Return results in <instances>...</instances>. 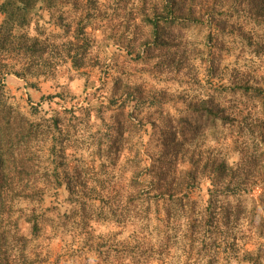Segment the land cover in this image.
I'll list each match as a JSON object with an SVG mask.
<instances>
[{
    "label": "rangeland",
    "instance_id": "1",
    "mask_svg": "<svg viewBox=\"0 0 264 264\" xmlns=\"http://www.w3.org/2000/svg\"><path fill=\"white\" fill-rule=\"evenodd\" d=\"M0 95V264H264V0H0Z\"/></svg>",
    "mask_w": 264,
    "mask_h": 264
},
{
    "label": "clouds",
    "instance_id": "2",
    "mask_svg": "<svg viewBox=\"0 0 264 264\" xmlns=\"http://www.w3.org/2000/svg\"><path fill=\"white\" fill-rule=\"evenodd\" d=\"M145 32H148V29H147V28H145ZM130 38H131V37H129V39H130ZM144 38H147V37H144ZM186 38H190V37H188L187 34H186ZM135 48H136V51H137V52L143 54V49H142V48H140V47H138V46H135ZM113 51H116V49H114V48H112V47H108V48L106 49L105 56L102 57V60H103V62H104L105 64L110 65V64L113 63V60H112V58H111V57H112V52H113ZM95 52H96V49L93 48V50H92V54L94 55ZM131 71H132V69H131V67H129V72H131ZM72 74L75 75V73H72ZM123 79H124V82H125V83H127V84H129V85H135V84H137L138 82H140V81L146 79V77H144L143 74H136V75H133V76H131V77L125 76ZM58 83H59V84H62V85H68V87H69L71 90H73V91H78L77 85L69 84V82H68L66 79L59 80ZM78 83H82V81H78ZM97 86H98V85H97ZM186 94H188L190 98H191V96H199L202 100H207V97L205 96L204 90L199 89V88H193L192 90L186 92ZM109 95H110V93H107V92L101 94L100 99L102 100V102H103L105 105L108 103V99H107V97H108ZM222 105L226 108V106H225L224 104H222ZM63 106H64V107H68L69 105L65 104V105H63ZM97 106H98V105H96V104L93 105V107H97ZM175 107H176L177 109L181 110L182 112L184 111V109H186V105H185L184 103L180 102L179 100L175 102ZM47 108H48V104L45 103V104L43 105V109L41 110V114H40L41 117H44V115H45V113H44V109H47ZM133 108H134V106L130 104V105L127 107L126 111H129V112H130V111L133 110ZM165 108L167 109L168 117H171V118L174 120L175 117H174V115L171 114V109L168 108V106H165ZM145 111H150V110H149V109H145ZM186 114H187V112L184 113V115H186ZM77 115H80V114L77 113ZM110 116H111V113H110V112H105V114H104V119L107 121L108 124H111V123H112V120L109 119ZM93 118L95 119V115H93ZM217 124L220 125V124H221V121H217ZM100 127H101V126H100V124H99V120H95V123H94V125L91 127V129H90V133H89V134H91V133H95L96 130H97V128H100ZM105 130H106V129L101 128V133H102L103 131H105ZM81 132L83 133V130H82V129H81ZM81 138H86V137H83V136H82ZM73 139H77V137H73ZM89 143H91V141H89ZM146 143H147V141H145V144H146ZM154 154H155V153H154ZM76 155H81V153H80V152H77ZM83 155L85 156V158H87V153H84ZM227 162H228V164H230L229 161H227ZM49 171H50V169H49Z\"/></svg>",
    "mask_w": 264,
    "mask_h": 264
},
{
    "label": "trees",
    "instance_id": "3",
    "mask_svg": "<svg viewBox=\"0 0 264 264\" xmlns=\"http://www.w3.org/2000/svg\"><path fill=\"white\" fill-rule=\"evenodd\" d=\"M0 96H2V95H0ZM0 105L3 107V109H8L2 100H0ZM0 122L1 123L9 122L6 119V114H4V112L0 113ZM19 130H20L21 134L25 135V125L23 124V122H22V124H20ZM29 134L30 133H27V136H29ZM0 148H1L0 149V151H1L2 145L0 146ZM5 157H6V154L2 155V157L0 158V165L1 166L5 163ZM3 168L5 169V166ZM36 192H40V194H43V190L42 191L37 190V191L33 192V195L31 196L30 200L39 202V200L37 198V194H39V193H36ZM13 193H14V182L12 180H7L6 182H3L0 180V225H3L6 221H8V223L11 222L9 224L11 227H18V222L16 221V223H15L14 220H11L12 214L9 212L13 208V206L10 205L12 197L14 196ZM31 216L33 218V215H31ZM28 222L34 223L33 228H32V233H33L32 235L37 236L39 233V230H40L39 225H38V221L33 220L31 218H28ZM3 235L5 236V234H3Z\"/></svg>",
    "mask_w": 264,
    "mask_h": 264
}]
</instances>
